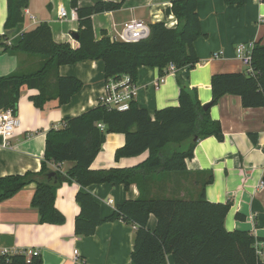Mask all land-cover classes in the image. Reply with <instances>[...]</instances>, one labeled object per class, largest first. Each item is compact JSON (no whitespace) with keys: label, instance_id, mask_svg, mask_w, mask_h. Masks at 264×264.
<instances>
[{"label":"trees","instance_id":"16d2710c","mask_svg":"<svg viewBox=\"0 0 264 264\" xmlns=\"http://www.w3.org/2000/svg\"><path fill=\"white\" fill-rule=\"evenodd\" d=\"M69 1L77 14V48L68 43H55L46 22L24 32L17 46L8 45L7 32L22 23L29 0H7L6 33L0 37V47L5 52L39 57L41 63L32 73L15 72L0 77V110L11 109L16 114L24 86L37 91L31 101L38 110L49 101H57L59 105L68 103L81 90L82 82L59 75L58 68L63 65L102 61L105 84L120 81L124 75L135 84L140 67L156 68L163 77L164 69L171 63L176 72L199 63L193 48L194 41L202 36L196 0H172L170 9L176 19L175 27L169 28L163 21L148 24L149 36L135 43L112 42L104 31L99 40L94 37L92 16L116 11L123 1H101L88 7H80L78 0ZM224 1L237 7L244 3V0ZM250 56L251 73H221L211 77L209 107L225 95L239 97L241 106L247 109L264 107V45L254 43ZM178 83V105L156 110L153 116L131 101L128 110L123 112L98 102L80 115L65 118L62 128L46 132L39 172L0 177V202L34 183L31 206L38 211L39 224L61 225L65 218L54 208V192L62 183L75 182L82 189L93 184L112 183L125 188L134 184L139 197L117 205L106 218H102L101 208L92 195L78 190L75 202L80 211L74 219L75 235L89 237L100 224L121 220L135 226L130 253L134 264H168V255L173 257V264H263L256 249L258 240L251 233L226 230L224 220L229 203L206 200L205 187L212 182L211 172L200 174L203 179L197 183L199 192L195 199L148 195V185L161 175H190L186 162L192 158L200 139L213 136L223 141L221 124L210 117V108L204 110L200 105L197 91L181 80ZM108 133L124 137V146L115 151L114 159L135 157L146 151L147 159L132 168L90 170ZM63 162L74 163L65 174L50 168L51 164L59 166ZM50 174L55 178L49 177ZM261 181L264 185V174ZM150 215L156 219L154 231L147 227ZM29 259L27 263L25 253H16L0 257V263L42 264L39 254Z\"/></svg>","mask_w":264,"mask_h":264},{"label":"crops","instance_id":"0c3cea01","mask_svg":"<svg viewBox=\"0 0 264 264\" xmlns=\"http://www.w3.org/2000/svg\"><path fill=\"white\" fill-rule=\"evenodd\" d=\"M101 1L123 2L116 11L92 16L96 40L101 38L102 31L107 35L114 34L124 22L132 20H140L146 25L163 21L169 28L176 25L170 9L172 0H78V4L88 7ZM59 7L69 12L70 1L29 0L23 10L24 19L8 34L7 44L17 46L24 32L46 22L55 43H68L77 48V40L72 37L78 29L77 21L60 19ZM196 9L202 36L194 41L193 48L199 63L163 77L156 68L140 67L137 71L134 102L139 108L147 109L151 116L156 110L178 105L179 80L197 91L202 107L210 103L213 75L246 70L236 57L237 45L257 42L264 45V0H244L240 7L227 5L224 0H196ZM6 12L7 0H0V37L6 33ZM40 61L39 57L5 52L0 47V77L15 72L32 73L39 68ZM58 74L79 79L81 90L66 104L49 101L38 110L31 101L37 91L25 86L21 89L16 106V130L7 147L0 136V177L39 172L46 132L62 128L65 118L88 111L105 94L102 61L63 65L58 68ZM209 114L221 124L223 141L219 142L213 136L200 139L192 158L186 162L190 175H161L148 185V195L195 199L199 192L197 183L203 179L200 174L211 172L212 182L205 187L206 200L229 203L230 209L224 220L226 230L251 233L258 240L256 249L264 264V186H260L264 174V107L247 109L241 106L239 97L225 95L210 107ZM103 143L90 170L132 168L148 156L146 151L139 156L114 159L115 151L125 143L121 134L108 133ZM73 166L72 162H63L59 166L51 164L50 168L65 174ZM34 189V183L27 184L11 198L0 202V250L9 255L35 251L42 264H134L130 253L135 226L115 220L100 224L92 236L77 237L74 219L80 211L75 202L78 190L89 192L101 208L102 218H106L117 205L139 197L136 185L125 188L112 183L93 184L82 189L75 182L62 183L54 192V208L65 218L61 225L39 224L38 211L31 206ZM147 223L150 231L156 229L153 215ZM167 263L173 264L171 255H168Z\"/></svg>","mask_w":264,"mask_h":264},{"label":"built area","instance_id":"2783aa9c","mask_svg":"<svg viewBox=\"0 0 264 264\" xmlns=\"http://www.w3.org/2000/svg\"><path fill=\"white\" fill-rule=\"evenodd\" d=\"M263 1V0H261ZM58 17L62 20L68 19L69 21H76L77 14L71 9L67 12L63 7L57 9ZM149 36V26L144 22L137 21H127L121 25L120 30L114 31V34L107 35L110 41L112 42H126V43H135L139 40L146 39ZM254 47V43L240 44L236 47V57L240 59L243 65L246 68L247 73H251V52ZM176 72V67L173 63L169 64L165 69L164 73L172 74ZM164 74V75H165ZM157 86V85H156ZM135 84L132 82L129 76L124 75L120 81L114 82L111 81L108 84H105L104 95L100 99V103L104 106L123 112V110H128L129 104L131 101H134L136 95ZM17 125L16 114H14L11 109L0 110V136L4 140V147L8 146V141L15 134V127ZM101 130L104 129V126L98 124ZM260 186H264L262 181ZM38 252L29 251L25 253L27 263H29V257L31 255H37ZM9 254L6 251L0 250V257H6ZM76 253L74 252V257Z\"/></svg>","mask_w":264,"mask_h":264},{"label":"water","instance_id":"95a60500","mask_svg":"<svg viewBox=\"0 0 264 264\" xmlns=\"http://www.w3.org/2000/svg\"><path fill=\"white\" fill-rule=\"evenodd\" d=\"M12 31H13V30L8 31L7 33L10 34ZM72 37H73L75 40H77V32H76V31L72 33ZM209 106H210L209 103H208V104H205V105L203 106L204 110L210 108ZM49 177H54V174H50ZM54 178H55V177H54Z\"/></svg>","mask_w":264,"mask_h":264}]
</instances>
